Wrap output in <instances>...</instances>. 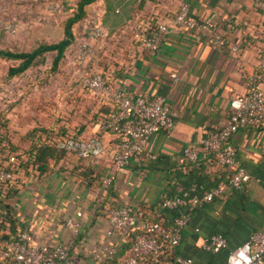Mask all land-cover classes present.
<instances>
[{"label": "crops", "instance_id": "1", "mask_svg": "<svg viewBox=\"0 0 264 264\" xmlns=\"http://www.w3.org/2000/svg\"><path fill=\"white\" fill-rule=\"evenodd\" d=\"M179 1L188 3L190 16L213 21L227 42L221 46L209 44L206 32L178 28L171 21L166 23L168 31L152 55L131 39L130 28L135 23L145 21L152 25L168 19ZM22 2L14 7L6 3L5 8H0H13L19 20L35 15ZM109 6H114L113 13L117 14L121 11L118 7L124 6L125 12L120 17H109L103 24L102 17ZM85 11L98 17L108 35L97 44L96 55L86 66L88 71H103L106 81L125 91L162 96L170 107L172 126L168 131L152 133L144 149L125 167L113 169L110 156L117 137L98 127L100 115L109 109L106 102L77 84V70L68 73L69 91L60 96L57 90L64 88L57 82L61 78L57 79L56 73L43 78L33 88L31 102L5 107L10 136L17 140L32 127L45 126L53 128L55 138L67 131L80 138L100 136L104 151L93 159L64 152L45 171L23 172L12 204L20 223L38 242H67L70 234L61 224L62 219L79 211L81 227L63 264H103L102 256H91L99 242L114 243L121 253L127 250L130 238L115 232L105 234L107 207L132 205L146 211L148 218L158 216L167 223L175 215L159 211L162 196L172 195L189 184L225 185L231 171L240 165L247 172L248 181L240 190L226 188L221 196L189 210L176 246L178 253L192 257L193 264H223L229 249L253 231L264 232V120L234 133L235 162L231 166L218 164L207 153L188 162L182 149L190 143L197 144L206 129L222 126L229 112V98L246 90L247 75H257L256 51L264 41V11L255 10L247 0H92ZM45 19L40 25L26 20V26H22L26 30L12 36L0 31V49L28 51L31 48L15 47L29 40L32 43L41 35L52 36L55 17ZM82 26L79 23L73 27L75 37L82 33ZM69 52L66 50L64 57ZM5 61L8 66L16 62ZM170 73L176 74V81ZM259 87L264 90V78ZM105 175L111 177L106 189L100 188V179ZM23 199L31 205L26 216L18 208ZM215 231L226 238L227 248L222 249L225 254L222 250L210 254L201 249L204 238Z\"/></svg>", "mask_w": 264, "mask_h": 264}, {"label": "built area", "instance_id": "2", "mask_svg": "<svg viewBox=\"0 0 264 264\" xmlns=\"http://www.w3.org/2000/svg\"><path fill=\"white\" fill-rule=\"evenodd\" d=\"M67 1V0H66ZM65 0L49 1L47 10L50 15L63 13L67 7ZM77 1V0H76ZM255 10L264 11V0H247ZM183 29H194L206 32L209 44L224 45L225 36L215 29V24L208 18H195L189 14L186 1H179L171 17L148 25L145 21L135 23L130 28L131 39L145 49L148 55L154 54L168 31L167 22ZM82 33L75 37L69 46L72 56L78 63L90 62L96 55L97 44L108 35L97 16L88 15L84 21ZM19 30V17L15 14L0 20V31L14 35ZM257 75H247L245 91L233 94L228 101L229 112L222 126L208 128L200 137L197 144L190 143L182 149V156L188 162H195L200 153L213 155L216 162L222 166H231L235 162V147L232 136L240 128L255 126L264 120V90L259 83L264 78V41L256 51ZM28 70L22 73L25 77ZM173 81L177 80L175 73L169 74ZM80 86L89 89L93 94L101 97L109 109L100 115L98 127L116 135L110 161L113 169L125 167L130 159L141 152L152 133L168 131L172 126L169 105L160 95L134 94L122 89L119 85L105 80L101 70L83 73L79 77ZM56 148L64 152L74 153L79 158H98L104 151V144L100 136L92 135L87 138L75 137L69 131L55 139ZM23 156V155H21ZM264 161V153L262 155ZM17 158L10 154L0 162V182L9 181L18 190L23 170L17 166ZM248 181V174L240 165H236L227 177L225 185L189 184L181 187L172 195L159 199V211L174 213V218L163 222L160 217L148 218L147 212L139 207L128 204L109 206L104 216L107 223L105 234L113 232L120 237H128L135 233L129 248L122 254L118 246L111 242H99L94 259L103 257V264L115 258V264H144L145 258L155 260L161 253L163 244L176 247L181 238L182 227L188 220V212L194 206L208 203L215 197L221 196L224 189L240 190ZM174 183L177 181L174 180ZM111 184L110 175L100 179V188H108ZM18 216V215H17ZM79 211L73 217L66 216L61 224L69 230L67 242L48 244L38 242L27 227L17 224V235L6 242L0 249V264H63L68 259V249L71 241L78 234L81 224L78 221ZM19 220V219H18ZM227 248V241L220 232H211L203 240L201 249L215 254ZM173 264H193L189 255L177 253ZM223 264H264V232L253 231L245 240L229 249Z\"/></svg>", "mask_w": 264, "mask_h": 264}, {"label": "trees", "instance_id": "3", "mask_svg": "<svg viewBox=\"0 0 264 264\" xmlns=\"http://www.w3.org/2000/svg\"><path fill=\"white\" fill-rule=\"evenodd\" d=\"M91 1L77 0L74 9L60 20L62 28V37L60 39L49 43L40 41L28 51L0 49V59L16 61L15 64L7 67L6 76H17L39 65L42 63L44 55L47 52H52L53 55L49 65L42 71V79L53 75L57 71L65 51L74 41L73 27L84 21L87 16L85 6ZM6 112L7 109L5 108L0 110V162L5 160L8 155L13 154L17 158V166L25 174L33 171L42 172L49 165H54L63 155L64 151L56 148L54 145L56 138L53 128L34 126L24 135L20 136L16 142H13L6 122ZM62 135L64 134H59V136ZM16 191L17 189L9 181L0 182V249L6 242L12 240L17 235L16 227L19 220L10 202ZM135 233L129 235L127 249ZM123 252L119 253L122 254ZM177 253L176 247H171L164 243L162 251L156 259L152 260L150 257H146L144 264H173ZM107 262L115 264L117 260L113 258Z\"/></svg>", "mask_w": 264, "mask_h": 264}, {"label": "rangeland", "instance_id": "4", "mask_svg": "<svg viewBox=\"0 0 264 264\" xmlns=\"http://www.w3.org/2000/svg\"><path fill=\"white\" fill-rule=\"evenodd\" d=\"M12 1L13 0H8V1H6V3L8 5L10 4L11 7H14V5H16L20 2V0H14L13 3H12ZM49 1H58V0H23L22 3L30 6L31 7L30 10L34 11L35 15L32 13L28 17H23L21 20H19L20 32L23 30H26V28L22 27L24 24L23 22H25L26 20L36 22L39 25L41 22L46 21L45 18L50 16V13L47 10L48 9L47 3ZM75 2H76V0H67L65 2L67 9L63 13H60V14L57 13V14L51 15L53 17V19L55 17L54 20H55V25H56L53 27L54 33L52 36L41 35L40 37L35 38L32 43L29 40L22 45H18L15 48L30 49L38 41L49 43V42H53V41L60 39L62 37V28H61L60 20L62 18H64L65 16H67L74 9ZM6 3H2V1H1L0 7L1 6L4 7V5ZM22 3H20V4H22ZM113 8H114V6L113 7L109 6L106 13L103 14V17H102V23L103 24H106V20H108L109 17H114V16H115V18L120 17L121 12H125L124 6L118 7L121 9L120 14H117L116 12L113 13ZM12 9L2 11L0 8V20L6 19L7 17H9L13 14L18 16V14L16 12H14ZM21 21H22V24L20 25ZM18 31H17V33H18ZM5 35H7V34H5ZM9 36H12V35H9ZM11 39H13V38H11ZM67 50H69V48ZM69 51L70 52L65 55L64 59L61 60L59 66L57 68V71L55 72L57 75L56 78L57 79L61 78L57 82L58 86H63V88H64L63 91H60L59 89H61V88H58L57 95H59V96L61 94L63 95L64 91H66L67 93L69 91V89H68V83L69 82H68L67 78H69L68 73L71 70H73V71L77 70V72H78L77 84H79V85H80L79 77L83 73L89 72L88 67H86V66L88 64H90L91 61L90 62H84V63H78L75 61V59L72 56V50L70 49ZM52 55H53L52 52L45 53L42 63L32 67L31 69H29L28 70L29 74L26 75L25 77L22 74H19L17 76H13V77H7L6 76V69L8 67V63H7V61L0 59V110L5 108V107H8L9 105L16 106L18 104L21 105L23 102L24 103H26L27 101L31 102V99H32L31 97H33V95H32L33 88H35L38 85V83L40 81H42V71L45 67H47L49 65V62H50ZM63 72H65L64 76H61L60 74H62ZM11 140L13 142L17 141L15 139L14 135H11ZM13 199H14V197L10 199V202L12 204L14 201ZM18 206H19L18 208H19V211H20L22 216H26V213H28L30 208H31V205L28 203V201L26 199L20 200ZM225 252H226V250L221 251L222 254H225Z\"/></svg>", "mask_w": 264, "mask_h": 264}]
</instances>
